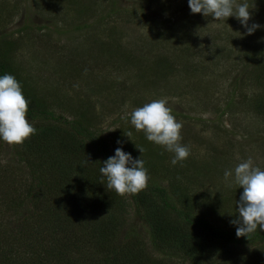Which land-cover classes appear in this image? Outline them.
Masks as SVG:
<instances>
[{
	"label": "rangeland",
	"instance_id": "374dc122",
	"mask_svg": "<svg viewBox=\"0 0 264 264\" xmlns=\"http://www.w3.org/2000/svg\"><path fill=\"white\" fill-rule=\"evenodd\" d=\"M3 1L0 0V9L6 7L13 13L0 17V48L3 41L13 50L19 49L17 58L16 54L11 56L7 48L3 55L0 53V61L8 67V74L26 82L25 76L29 73L31 87L26 94L34 100L35 91L39 97L43 96L42 86L36 87L42 84L65 95L68 105L55 108L52 104L49 110L96 131L107 141L113 156L117 148L124 149L133 144L130 142L145 136L131 124V112L153 100L167 98V106L183 125L180 143L189 149L190 155L214 164L217 161L214 162L212 156L216 159L218 153L221 160L215 166L228 162L233 173L239 163L251 157L253 166L264 170V114L257 109L260 104L264 105V55L254 56L250 62L246 58L249 53L264 50V0H250L255 8L251 10L249 25L261 26L252 35L247 34L236 17L216 22L212 17L192 14L188 0H87L89 15L79 12L80 7L67 0H54L49 5L54 11L49 6L41 8L44 0H8L11 4L7 6ZM47 8L49 12H45ZM31 34L35 35L34 41ZM99 41L104 44L99 45ZM113 42L142 59L139 65L145 69V78L136 77V70L123 64L121 58L109 61L106 52H103L106 65L96 63L99 60L94 59V55L99 54L98 49L111 46ZM153 56L164 58L175 67V72L162 74L159 69L155 75ZM65 62H72L70 69ZM59 64H64V70L57 74ZM118 67H121L119 71ZM82 68L88 74L78 75L74 70ZM147 76L152 79L149 85ZM137 84L143 85L142 91ZM129 132L132 133L130 138L125 135ZM0 145V231L22 232L24 219L28 217L26 229L35 237L50 238L56 234L59 237L67 230L74 234L76 229L88 228L90 218L113 215L120 217L121 223L126 222L125 229L119 233L120 246L126 240L124 232L128 226L137 225V230L148 240L146 228L139 224L141 221L129 199L124 213L117 208L90 211L82 207L78 212L70 207L74 214L72 220H67L66 214H51L49 208L58 200L57 191L63 188L59 186L63 181L62 160L53 167L52 177L49 173L43 174L52 178L50 184L33 186L30 166L17 154L21 148L25 156L28 153V162L37 163L41 162L39 155L29 149L26 142L12 147L0 139ZM155 158L172 169L173 153L158 145ZM68 162L70 166L64 164V167L72 173L73 179L83 178V185L78 184L80 188L98 189L101 180L95 172L84 173L76 156L67 158ZM158 164L159 161L153 163ZM151 169L152 164L147 169L149 176L160 174L158 169ZM232 181L234 174L229 182L222 176H211L203 179V185L211 198L221 199V193L228 187L243 191ZM13 184L23 186L11 188ZM196 186L183 185L187 193L192 194L197 191ZM9 189L28 193V199L26 197L17 210L5 205L9 194L3 197V190ZM47 190L56 194H45ZM100 190L108 189L103 183ZM36 197L41 199L35 200ZM108 199L110 201V197ZM203 199L204 214L216 224L222 222L212 213L210 198ZM229 208L238 213V206L229 205ZM117 224L113 225L117 228ZM231 247L246 258L247 263L242 261L241 264H264L263 257L250 255L255 247L249 243Z\"/></svg>",
	"mask_w": 264,
	"mask_h": 264
},
{
	"label": "trees",
	"instance_id": "16d2710c",
	"mask_svg": "<svg viewBox=\"0 0 264 264\" xmlns=\"http://www.w3.org/2000/svg\"><path fill=\"white\" fill-rule=\"evenodd\" d=\"M53 1L44 0L43 3H40L42 4L41 8L49 6ZM67 1L75 2L80 7L79 12L84 11L89 15L88 12L91 10L88 8L87 0ZM3 4L7 6L11 2L5 0ZM114 7L115 5L111 7V11ZM49 8L54 11L52 6ZM4 10L0 9V17L13 13L6 7ZM45 12H49L48 8ZM30 36L33 37L32 41H34L35 35L31 34ZM1 44L0 53L2 55L7 48L8 52H11L10 55L16 54L17 58V50L19 49L15 48V51L3 41ZM102 44L104 42L99 41V45ZM117 46L113 42L111 46H102L100 50L98 49L99 54L94 55V59L99 60L96 63L106 65L107 61H103L105 58L103 52H106L110 58L109 61L121 58L123 64H129L136 70V77H139L140 80L145 78V69L139 65L142 59L135 58L132 53ZM74 49L79 51L75 46ZM262 54L264 55V50L249 53L246 56L247 61L250 62L252 57ZM90 55L92 56V54ZM153 59L156 66L155 68L152 67V72L155 75H158L157 70L159 69H162L159 71L162 74L164 71L166 74L175 72V67L168 64L164 58L153 56ZM65 64L68 65L69 69L72 66V62L70 64L65 62ZM62 65L64 64H59L57 74L64 70ZM117 69L119 71L121 67ZM74 70L78 71V75L79 73L80 75L88 74L84 68ZM79 70L81 71L79 72ZM8 72V67L0 61V76L8 74ZM28 76H25L28 83L22 78L16 80L20 83L23 94L29 103L27 118L37 130L36 134L26 141V145L39 155L38 159H41V162H28V153L25 156L21 148L17 155L20 160L29 164L33 175V186L41 183L50 184L52 178L45 177L43 174L49 173V176L52 177L53 167H57L55 166L56 163L62 160L63 181L59 186L63 188L57 191L58 200L54 206L49 208V212L55 215L66 214L67 220H72L74 217L70 207L78 212L82 211V207H87L90 211L117 208L119 212L124 213L128 209L126 201L129 199L133 210L138 215V220L141 221L139 224L146 228L148 240H145V237L137 230V225L128 226L124 232L126 240L120 246L119 233L125 229L126 222L121 223L120 217L113 215H100L96 219L90 218L88 228L76 229L74 234L72 230H67L63 236L59 237L56 232L55 237H35L26 229L27 217L24 219L22 232L10 234L8 231H0V264H241L242 261L247 263L246 258L233 249L231 245L247 243L255 247L250 255H255L258 259L264 258V230L258 228L251 235L250 240L247 237L238 238L236 235L237 226L232 223L233 220L237 219L238 213L231 211L229 205L236 207L243 191L228 187L221 193V199H213L208 195L203 185V179H208L211 176L224 177L225 170H231L228 162H222L221 165L215 166L221 160L218 153L216 159L212 156L213 161H217L214 164L189 155L185 161L178 162L176 165H172V169H169L155 158L158 145L149 142L146 136L142 137L140 134L142 138L137 142H130L133 144H128L122 150L131 154L134 159L142 158L146 169L152 164L151 170L158 169L160 174H150L148 187L136 195L121 197L114 190L102 192L100 187L103 183L106 186V179L102 177L100 168L104 161L113 157L107 141L96 131L82 126L81 122L70 121L66 117L49 110L52 104L55 105V108H58L57 105L66 106L69 104L66 96L60 92L57 93L52 87L48 88L43 84L36 86H42L43 96L39 97L35 91L36 100L29 97L27 94L31 87V80ZM147 77L149 85L150 78ZM138 82L132 81V83ZM136 87H140L138 88L139 91L143 90L142 84H137ZM72 109L75 113L82 114L78 109ZM257 109L259 113L264 114L263 104L257 106ZM137 148L143 149V153ZM72 156H76L79 167L84 173L95 172V175L100 178L98 189L92 190L87 186L84 190L79 187V185H83V178L75 177L73 179L72 173H69L70 171L64 167V164L70 166L66 160ZM156 161H159L157 166L153 165ZM155 176L160 182L156 180ZM186 183L193 184V186L198 185L195 194L187 193V189L183 187ZM15 186L23 185L13 184L11 188ZM68 187H74V189L69 190ZM197 187L200 188V191ZM3 191L5 193L3 197L9 194L5 200V205L9 209L17 210L24 204V199L26 197L28 199V193L23 194L12 189ZM12 192L15 194H10ZM53 192L47 190L45 194H56ZM38 197L35 200L41 199ZM108 197H110V201ZM205 197L210 198L212 213H216L222 222L216 224L207 214H204L202 206L205 204L203 199ZM32 198L34 199V197ZM123 219L125 218L123 217ZM94 221L99 223H93ZM114 223H118V229L113 225ZM132 246H136L138 250L133 249ZM160 254L163 255L162 258L159 257Z\"/></svg>",
	"mask_w": 264,
	"mask_h": 264
},
{
	"label": "clouds",
	"instance_id": "9594fccd",
	"mask_svg": "<svg viewBox=\"0 0 264 264\" xmlns=\"http://www.w3.org/2000/svg\"><path fill=\"white\" fill-rule=\"evenodd\" d=\"M188 3L192 14H203L216 22L236 17L248 35L261 27L258 24L249 25L251 10L255 8V3L250 0H188ZM167 104V98L153 100L136 108L130 118L136 131L143 132L149 142L174 154L171 163L176 165L185 161L190 152L180 143L183 125L177 122ZM28 112L29 103L20 83L11 74L0 76V139L9 146H22L36 134L37 130L27 118ZM125 135L130 138L132 133ZM137 149L143 153V149ZM100 173L106 179V188L121 197L139 194L148 187L149 175L144 160L134 159L122 148H117L115 155L103 162ZM232 177L233 171L225 170V181L229 182ZM232 182L243 189L237 202V219L232 223L237 226L238 238L247 237L250 240L258 228L264 230V170L254 167L249 157L235 167Z\"/></svg>",
	"mask_w": 264,
	"mask_h": 264
}]
</instances>
